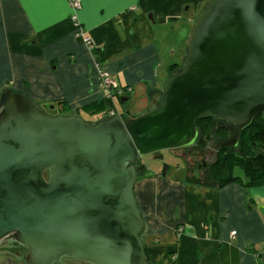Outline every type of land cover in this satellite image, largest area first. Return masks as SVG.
<instances>
[{"label": "water", "instance_id": "95a60500", "mask_svg": "<svg viewBox=\"0 0 264 264\" xmlns=\"http://www.w3.org/2000/svg\"><path fill=\"white\" fill-rule=\"evenodd\" d=\"M261 115L264 0H210L181 69L140 117L91 123L12 93L0 117V243L15 239L29 264H146L142 157L194 146L205 116L233 125L222 147H237Z\"/></svg>", "mask_w": 264, "mask_h": 264}, {"label": "crops", "instance_id": "0c3cea01", "mask_svg": "<svg viewBox=\"0 0 264 264\" xmlns=\"http://www.w3.org/2000/svg\"><path fill=\"white\" fill-rule=\"evenodd\" d=\"M209 1L81 0L78 22L94 40L89 46L78 37L69 1L0 0V115L13 92L54 115L79 114L86 121L105 115L99 122L109 111L83 108L107 99L101 70L131 89L122 101L131 106L124 116L148 113L171 67L184 63L186 56L182 62L175 56L188 51ZM186 177L147 167L138 179L148 264H264V185L219 186Z\"/></svg>", "mask_w": 264, "mask_h": 264}, {"label": "trees", "instance_id": "16d2710c", "mask_svg": "<svg viewBox=\"0 0 264 264\" xmlns=\"http://www.w3.org/2000/svg\"><path fill=\"white\" fill-rule=\"evenodd\" d=\"M181 65L171 67V75L181 69ZM13 93V92H12ZM12 93H7L4 104ZM125 99V98H124ZM110 99L88 105L83 108L84 112L103 113L114 109ZM199 131L198 145L204 146L207 141L217 138L223 141L228 140L234 134V127L231 124L222 122L210 116L202 117L197 122ZM260 142L264 146V115L259 116L253 124L241 133L240 148L238 153L231 151V148H221L218 157L211 166L213 177L218 180L219 186L230 182H240L246 187L264 185V151L255 153L251 144ZM236 167H241L243 176L235 174ZM147 174V167L140 163L138 167V179ZM146 264L148 261L146 260Z\"/></svg>", "mask_w": 264, "mask_h": 264}, {"label": "rangeland", "instance_id": "374dc122", "mask_svg": "<svg viewBox=\"0 0 264 264\" xmlns=\"http://www.w3.org/2000/svg\"><path fill=\"white\" fill-rule=\"evenodd\" d=\"M186 52V50H184ZM181 51V53H178V55L175 56V61H178L180 58H183L187 55H181L184 53ZM188 52V51H187ZM186 52V54H187ZM183 59H180V61ZM182 62V61H181ZM183 65V64H182ZM181 65V66H182ZM160 102V100H159ZM126 104L121 101V99L116 100V107L118 110L119 115H124L125 112L131 108V106L126 107ZM43 107V106H42ZM47 112L54 115V112L50 110L47 107H43ZM3 113V109H2ZM1 113V115H2ZM0 115V117H1ZM105 115L101 114L93 119H89L86 116L87 120L91 122H98L101 118H103ZM86 120V119H85ZM233 136V135H232ZM232 136H229L228 139H230ZM223 140L213 138L210 142L207 141L204 146H200L197 143L191 147L189 150H191V162L184 161L181 157H176L171 150H165L159 153L157 156L156 154H150L142 157L141 163L147 166L148 168H157L162 167L163 171H169L171 176H175V178H183L187 179L186 176L193 175L196 178V181L204 182V183H211V184H218V180L215 179L212 175L211 166L213 163H215L217 157H218V150L220 148V144L223 143ZM231 148V151L234 153L239 152L240 143L237 147H228ZM251 149L255 151V153H260L264 151V146L260 142H255L251 144ZM188 150V151H189ZM206 164V166L204 165ZM189 170V171H188ZM186 172V174H184ZM235 174L243 176L244 172L241 167H236L234 170ZM186 175V176H185ZM8 259H10L5 252H3L0 249V264H15V261L12 259V263H9ZM65 264H83L81 262H78L76 260H66Z\"/></svg>", "mask_w": 264, "mask_h": 264}, {"label": "flooded vegetation", "instance_id": "af4514ba", "mask_svg": "<svg viewBox=\"0 0 264 264\" xmlns=\"http://www.w3.org/2000/svg\"><path fill=\"white\" fill-rule=\"evenodd\" d=\"M126 97V95L124 97H121L119 99H121V101ZM114 104V103H113ZM116 105V102L114 104V109H116L117 111V114L116 115H119L118 113V110H117V107L115 106ZM113 110V109H112ZM110 112V111H109ZM108 112V113H109ZM115 115V116H116ZM114 117V116H113ZM107 118H111V116L108 114V116L104 119H107ZM103 120V119H102ZM89 122V121H88ZM91 123H94V122H91ZM97 123V122H96ZM227 141V140H226ZM225 142V141H224ZM223 142V143H224ZM223 143H221L219 146V150L221 148H223ZM240 143V142H239ZM193 147V146H191ZM191 147H187V148H183V149H178V150H173L171 151L176 157H181L182 159H184V161H189V163H192L191 162V156L189 154H191V150H189ZM189 150V151H188ZM218 150V151H219ZM156 155L158 156L159 153H156ZM204 165L206 166V164L204 163ZM0 249L6 253V255L10 258L8 259L9 263H12V259L15 261V264H29V260H31L30 258V254H29V251L26 247H24L23 245H21L20 243H18L15 239H13L12 237H9L7 239H5L3 242L0 243ZM66 260H76L78 262H81L83 264H92L90 262H87V261H83V260H79V259H76L74 257H70V256H64L62 257L59 262L57 263L56 261H54L52 264H65V261Z\"/></svg>", "mask_w": 264, "mask_h": 264}, {"label": "built area", "instance_id": "2783aa9c", "mask_svg": "<svg viewBox=\"0 0 264 264\" xmlns=\"http://www.w3.org/2000/svg\"><path fill=\"white\" fill-rule=\"evenodd\" d=\"M69 1L71 8L73 10V16L72 19L76 23V26L78 27V37L82 38L83 41L89 45L93 46L94 40L92 37L86 35V32L81 27V25L78 22V16L77 13L82 8L81 0H67ZM100 85L101 87L107 92V99H110L114 104L117 99L124 97L126 94L131 92V89L122 88L121 85L118 83L116 77L113 75H110L104 71H100ZM117 114L116 109H113L109 112V115L111 117L115 116ZM179 231H182V229H178ZM236 235V232L232 233V237Z\"/></svg>", "mask_w": 264, "mask_h": 264}]
</instances>
